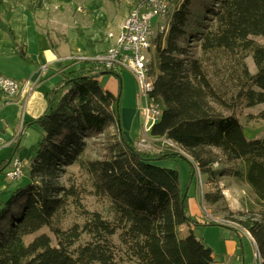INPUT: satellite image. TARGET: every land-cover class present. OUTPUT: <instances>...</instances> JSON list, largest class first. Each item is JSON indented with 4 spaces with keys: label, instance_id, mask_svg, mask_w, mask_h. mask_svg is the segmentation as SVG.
Returning a JSON list of instances; mask_svg holds the SVG:
<instances>
[{
    "label": "trees",
    "instance_id": "1",
    "mask_svg": "<svg viewBox=\"0 0 264 264\" xmlns=\"http://www.w3.org/2000/svg\"><path fill=\"white\" fill-rule=\"evenodd\" d=\"M172 5L166 30L153 40L147 103L161 112L149 135L175 143L198 164L208 184L217 187L220 178L233 177L247 185L259 210L240 225L264 264V131L248 139L240 121L244 109L264 102V0H172ZM0 30L27 61L24 46L1 20ZM219 56L227 58L220 66ZM102 73L107 72L97 71L92 62L63 69L45 96L43 115L27 124L37 126L41 138L25 163L28 182L0 202V264H217L213 250L190 228L196 223L178 170L157 164L178 156L138 151L126 139L120 94L101 86ZM245 119L264 124V110ZM99 138V155L91 157ZM20 141L0 162V174ZM74 165L104 210L84 211L82 225L62 230L57 224L78 190L66 188L60 178ZM216 191L206 193L208 204L222 199ZM183 225L189 227L185 237L180 236ZM43 228L56 245L46 234L25 241ZM83 234L90 240L72 252Z\"/></svg>",
    "mask_w": 264,
    "mask_h": 264
},
{
    "label": "crops",
    "instance_id": "2",
    "mask_svg": "<svg viewBox=\"0 0 264 264\" xmlns=\"http://www.w3.org/2000/svg\"><path fill=\"white\" fill-rule=\"evenodd\" d=\"M133 1L0 0V20L10 27L17 42L24 46L27 57V61L20 59L13 50L11 40L0 30V74L15 80L30 79L35 83L33 92L27 98L9 100L0 95V139L12 142L11 146L4 147L9 149V156L13 143L23 139L29 128L27 124L43 115L45 96L59 82V73L67 67H78L79 63L72 61L75 56H91L108 49L113 43L109 34L119 31ZM122 73H117L118 78L102 73L98 81L101 84L104 77H111L102 87L113 94H120ZM133 106L134 102L129 100V104L121 107L123 131H127L124 136L129 142L146 136L141 131V120ZM34 127L37 126L30 128ZM233 247L236 252L235 243ZM215 258L217 264L228 262V258L225 261ZM235 262L229 261L228 264H244L242 257L236 258Z\"/></svg>",
    "mask_w": 264,
    "mask_h": 264
},
{
    "label": "rangeland",
    "instance_id": "3",
    "mask_svg": "<svg viewBox=\"0 0 264 264\" xmlns=\"http://www.w3.org/2000/svg\"><path fill=\"white\" fill-rule=\"evenodd\" d=\"M121 4L123 3L121 2ZM158 22H161V20L157 18L153 20L154 25ZM253 40L257 43H263L261 38H253ZM211 57L216 61L213 56ZM226 59L225 56H219L217 58V65H222ZM246 64L251 72L255 71L251 57L246 59ZM107 78L111 77H104L101 81V86L103 83L107 82ZM121 80L119 122L122 126L124 120L123 108H121L122 105H127L129 104V100H132L135 104L133 108L136 107V113H138V117L142 124L143 119L138 110L141 105L139 85L135 78L126 72L122 73ZM262 110H264V102L255 105L253 108L244 109L240 116V121L244 125V135L246 138L256 139L263 133L264 124L262 121L255 119L247 122L245 119L246 114H258ZM142 130L143 128L141 131ZM124 132L127 133L126 130H124ZM142 132L144 134V131ZM129 137L130 139L132 138L130 135ZM39 139L40 133L37 127L28 128L23 135V139L20 142L22 147L18 151L19 155L16 154L20 159H24L22 177L17 181L11 182L4 179V172L0 174V202H4L15 188L24 186L28 182V170L25 167V163H27L32 151L31 148L36 145ZM95 141H97V146L93 147L90 151L91 157H97L99 155L98 147L99 144L103 142L101 138ZM132 142L138 151L156 154L165 152L178 156L175 159L160 161L158 163L162 164L165 168L178 170L180 187L185 191L184 195L188 200L189 214L196 223L190 228H192L196 236L202 240L204 245L213 250L217 260L222 259L225 261L228 258V262L232 261V263H236L235 259L242 257L244 264H254V247L246 236L247 231L240 225L241 221L255 218L259 210V207L254 202V195L247 185L233 177L220 178L217 187H215L214 184H208L206 182V176L201 174L198 164L175 144H171L167 141H152L146 136H141V138ZM142 143L144 145H142ZM8 151V148H2L0 150V157H2L3 160L7 159L9 156ZM214 168H218V165H214ZM65 170V173L60 178V183L66 188L70 186L76 188L78 190V197H76L75 200H69L66 214L57 224L62 230H66L73 224L82 225L85 222L84 211H98L103 213L104 210V207L96 197L90 195L89 192L91 188L87 182V177L83 175L80 169L74 165L65 168ZM216 188L219 189L223 197L215 204H208L205 197L206 193L217 194ZM226 189L228 190L226 191ZM179 230L180 236L185 237L189 231V227L183 225ZM40 234L48 235L52 239L53 245H56L53 234L46 228L41 229L35 234L26 236L25 241L30 242ZM89 240L90 237L83 234L74 245L72 252L75 253L78 247L83 246ZM234 243L236 245V252L233 247ZM225 256L226 258L224 259Z\"/></svg>",
    "mask_w": 264,
    "mask_h": 264
},
{
    "label": "built area",
    "instance_id": "4",
    "mask_svg": "<svg viewBox=\"0 0 264 264\" xmlns=\"http://www.w3.org/2000/svg\"><path fill=\"white\" fill-rule=\"evenodd\" d=\"M172 7V0H134L119 31L109 34L113 43L108 49L91 56H75L72 61L79 64L92 62L97 71L131 74L139 85L141 105L138 110L143 119L141 125L144 134L152 141L163 140L175 144L166 139L150 137V129L158 121L161 110L157 104L147 103V94L152 89L149 67L154 52L153 40L166 30ZM156 18L161 22L154 25L153 20ZM34 87L35 83L30 79L15 80L0 74V95L6 99L27 98ZM11 144L12 142L6 143L0 139V150ZM23 169V161L18 156L12 157L4 179L11 182L18 180L23 174ZM246 236L254 247V264H262L254 240L248 232Z\"/></svg>",
    "mask_w": 264,
    "mask_h": 264
}]
</instances>
